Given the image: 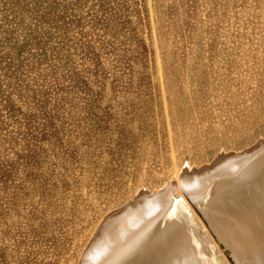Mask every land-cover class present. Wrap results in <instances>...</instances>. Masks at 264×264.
<instances>
[{
	"label": "rangeland",
	"instance_id": "374dc122",
	"mask_svg": "<svg viewBox=\"0 0 264 264\" xmlns=\"http://www.w3.org/2000/svg\"><path fill=\"white\" fill-rule=\"evenodd\" d=\"M263 140L264 0H0V264Z\"/></svg>",
	"mask_w": 264,
	"mask_h": 264
},
{
	"label": "bare ground",
	"instance_id": "6f19581e",
	"mask_svg": "<svg viewBox=\"0 0 264 264\" xmlns=\"http://www.w3.org/2000/svg\"><path fill=\"white\" fill-rule=\"evenodd\" d=\"M183 170L109 214L81 264H264V140Z\"/></svg>",
	"mask_w": 264,
	"mask_h": 264
}]
</instances>
